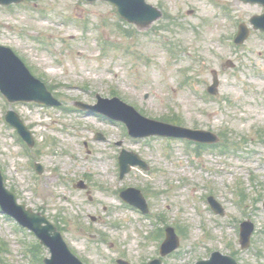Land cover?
<instances>
[{
  "label": "rangeland",
  "instance_id": "rangeland-1",
  "mask_svg": "<svg viewBox=\"0 0 264 264\" xmlns=\"http://www.w3.org/2000/svg\"><path fill=\"white\" fill-rule=\"evenodd\" d=\"M146 2L163 15L145 29L125 22L107 2L25 0L0 7V44L62 103L11 104L0 93L7 187L55 224L85 264H148L161 258L167 227L180 245L163 264H194L215 251L239 264H264V33L250 23L264 8L241 0ZM239 24L251 34L236 46ZM214 74L220 83L212 96ZM97 96L117 97L153 120L223 136L224 147L133 139L124 124L75 106L95 105ZM9 110L32 132V148L5 121ZM123 150L148 170L133 167L120 179ZM81 181L85 190L77 187ZM129 187L142 192L148 215L121 200ZM210 196L222 215L211 209ZM247 220L254 233L244 250L240 225ZM38 244L0 212V264H44L49 253Z\"/></svg>",
  "mask_w": 264,
  "mask_h": 264
},
{
  "label": "water",
  "instance_id": "water-1",
  "mask_svg": "<svg viewBox=\"0 0 264 264\" xmlns=\"http://www.w3.org/2000/svg\"><path fill=\"white\" fill-rule=\"evenodd\" d=\"M24 0H0V6H10L19 4ZM95 2L97 0H87ZM108 1L116 6L121 17L130 23L138 25L145 29L161 18L162 13L155 7L149 5L145 0H102ZM246 3H259L264 6V0H242ZM255 30L264 32V14L251 19ZM250 30L246 25H242L236 43L241 45L249 37ZM219 80L217 75L214 77V84L209 88L211 94L218 93ZM0 90L12 103L18 101H36L48 106H59L60 103L48 91L46 85L36 79L26 68L24 63L15 55V53L6 47L0 45ZM98 104L95 106L76 103L82 110L97 112L107 115L113 119L123 121L127 124L131 136L149 137L153 135L168 136L176 138H186L199 143L215 144L219 142L216 135L202 130H192L178 127L155 120H150L140 115L132 106L122 102L118 98L112 100L103 99L100 96ZM6 120L17 129L20 136L30 145H34L32 134L24 125L20 117L13 111L8 112ZM102 138V137H100ZM121 177L129 172L131 166H139L147 170L146 163L135 154L124 151L120 157ZM38 171L42 173V167L37 166ZM79 188H86L83 183ZM122 198L141 209L144 213L148 212L146 201L140 191L130 189L121 194ZM213 210L218 214H223L221 205L214 199L209 198ZM0 206L2 211L17 220L22 226L29 228L41 240V243L49 248L51 258L45 259V264H83L70 250L64 241L61 233L57 230L45 216L35 213L26 206L18 203L17 196L9 191L0 171ZM254 225L245 222L241 226L240 243L243 249L250 246L251 235ZM179 239L174 229H167V238L161 248V256L165 257L174 252L179 247ZM120 264H128L120 261ZM149 264H162V260H154ZM197 264H238L237 261L219 252L212 254L209 260L199 261Z\"/></svg>",
  "mask_w": 264,
  "mask_h": 264
}]
</instances>
